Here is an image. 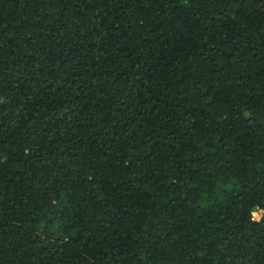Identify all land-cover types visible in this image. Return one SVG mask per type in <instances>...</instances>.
<instances>
[{
	"label": "trees",
	"instance_id": "trees-1",
	"mask_svg": "<svg viewBox=\"0 0 264 264\" xmlns=\"http://www.w3.org/2000/svg\"><path fill=\"white\" fill-rule=\"evenodd\" d=\"M264 0H0V264H264Z\"/></svg>",
	"mask_w": 264,
	"mask_h": 264
},
{
	"label": "built area",
	"instance_id": "built-area-1",
	"mask_svg": "<svg viewBox=\"0 0 264 264\" xmlns=\"http://www.w3.org/2000/svg\"><path fill=\"white\" fill-rule=\"evenodd\" d=\"M264 213V210L262 209H256L252 212V218L253 220H259Z\"/></svg>",
	"mask_w": 264,
	"mask_h": 264
}]
</instances>
